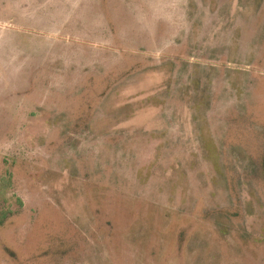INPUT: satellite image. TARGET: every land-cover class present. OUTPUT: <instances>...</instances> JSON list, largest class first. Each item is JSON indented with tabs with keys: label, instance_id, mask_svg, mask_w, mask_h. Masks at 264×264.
<instances>
[{
	"label": "rangeland",
	"instance_id": "1",
	"mask_svg": "<svg viewBox=\"0 0 264 264\" xmlns=\"http://www.w3.org/2000/svg\"><path fill=\"white\" fill-rule=\"evenodd\" d=\"M264 0H0V264H264Z\"/></svg>",
	"mask_w": 264,
	"mask_h": 264
},
{
	"label": "trees",
	"instance_id": "2",
	"mask_svg": "<svg viewBox=\"0 0 264 264\" xmlns=\"http://www.w3.org/2000/svg\"><path fill=\"white\" fill-rule=\"evenodd\" d=\"M263 166H264V156H263ZM3 217H5V212H4V210L2 209V210L0 211V223H1L2 220H3Z\"/></svg>",
	"mask_w": 264,
	"mask_h": 264
}]
</instances>
